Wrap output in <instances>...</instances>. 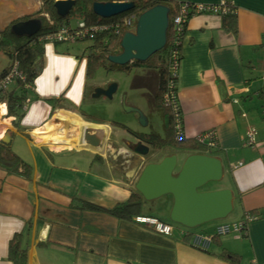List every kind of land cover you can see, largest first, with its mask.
<instances>
[{
	"label": "crops",
	"instance_id": "0c3cea01",
	"mask_svg": "<svg viewBox=\"0 0 264 264\" xmlns=\"http://www.w3.org/2000/svg\"><path fill=\"white\" fill-rule=\"evenodd\" d=\"M177 1L209 6L227 1L236 15V32L224 28L221 13L189 18L181 46L177 101L184 137L195 138L211 129L216 134L214 156L223 161V183L206 190L233 191V211H237L228 221L241 220L251 211L257 218L243 235L218 237L205 251L193 247L179 227L165 235L137 223V216L129 220L83 208V201L107 209L127 201L150 161L130 148L132 142L124 146L110 139L111 131L118 141L123 132L82 116L93 86L82 50L62 46L71 42L46 43L43 70L33 85L26 86L29 102L24 118L17 127L10 117L8 126L12 149L32 169L27 177L0 168V264H14L9 247L17 233L28 249L27 264H264V0ZM42 4V0H1L0 33L19 17L37 14ZM52 100L60 102L55 106ZM58 114H79L85 122L108 127V134L99 131L102 142L96 148L83 147L81 135L67 133L66 137L77 138L73 146L57 149L40 143L34 132L48 129ZM250 129L255 130V142L247 145L244 138ZM116 151L122 154L123 168L113 161L117 155L109 157ZM172 204L171 198L164 210L171 211ZM143 212L168 222L144 207ZM217 223L192 232H211ZM226 251L240 255V262L225 258Z\"/></svg>",
	"mask_w": 264,
	"mask_h": 264
},
{
	"label": "trees",
	"instance_id": "16d2710c",
	"mask_svg": "<svg viewBox=\"0 0 264 264\" xmlns=\"http://www.w3.org/2000/svg\"><path fill=\"white\" fill-rule=\"evenodd\" d=\"M1 1V0H0ZM41 10L34 16H21L17 21L29 20L37 17L41 20L42 26L34 35L31 36H17L12 31L10 26L2 33H0V51L9 59L8 64L0 72V80H2L13 68L14 63H18V71L23 78L15 79V85L8 87L0 92V102H5L8 108V116L14 117L12 124L19 127L20 122L24 118L25 109L24 104L27 97L26 86L33 85L36 78L41 74L44 66V46L42 41L46 35L56 32L63 24L75 25L76 22H84L87 27L102 26L103 30L92 32L87 38L79 40L78 42H89L86 47L87 60L86 76L87 79H92L97 68H103L107 72L119 70L130 72L133 69H146L154 72L156 78V86L152 95L151 102L154 109L161 114L163 118V134L158 132H138L130 127L119 122L111 121L110 125L118 127L126 131L129 135L137 139L139 142L149 146L150 150L147 156L159 153L156 159L150 162H159L164 156L177 152L192 153H206L214 155L215 150L207 148L206 145L200 143L195 138H186L177 134L176 130V110L172 102L165 100L164 96L168 91L171 74L169 69V58L171 46H174V30L173 19L178 15L181 1L177 0H74V6L70 13L61 17L57 14L55 8L56 0H42ZM101 1H132L134 7L122 14L110 18H101L93 11V4ZM193 4L191 2H188ZM166 5L169 7V27L167 30V43L164 48L151 55L145 61L134 60L125 65H119L108 60L109 56L119 55L122 52L121 40L126 32L134 31L138 17L144 11L156 6ZM229 9L233 7L228 4ZM48 14L50 19L45 15ZM134 15L135 18L132 24L128 25L124 21L128 17ZM74 20V22H72ZM188 22V21H187ZM223 26L227 30L233 32L237 31L236 15L233 12L223 14ZM187 30V23L185 31ZM182 40L174 49L181 51ZM182 58V57H180ZM132 88H141L138 82V77H134L132 81ZM177 92V87H176ZM60 100H52L56 106ZM178 103V101H177ZM82 116L91 122L103 123L94 116L88 115L84 112ZM170 150L165 154L161 152ZM0 168L5 169L8 173L17 174L23 173L29 177L32 166L25 162L13 149L11 142L5 143L0 140ZM147 201L136 190L131 192L129 199L123 203L116 204L112 208H104L99 205L83 201L82 207L92 210L106 211L111 215L124 219H133L135 216L144 214L143 207ZM256 214V211L249 212ZM162 220V219H161ZM192 229H188L186 238L191 237ZM216 237L214 241L217 239ZM28 249L22 245V235L17 233L10 241L9 258L14 264H27ZM223 256L231 262H240V255L230 251L224 252Z\"/></svg>",
	"mask_w": 264,
	"mask_h": 264
},
{
	"label": "water",
	"instance_id": "95a60500",
	"mask_svg": "<svg viewBox=\"0 0 264 264\" xmlns=\"http://www.w3.org/2000/svg\"><path fill=\"white\" fill-rule=\"evenodd\" d=\"M74 6V0H56L55 8L59 16H67ZM132 1H101L93 4V11L101 18H110L131 10ZM42 22L39 18L13 21L11 31L17 36H31L39 32ZM169 27V7L156 5L138 17L134 31L124 34L121 40L122 52L109 56L108 60L125 65L134 60L145 61L151 55L165 47ZM117 90L116 83L105 88L97 87L93 98L105 96L111 99ZM124 109L137 112L140 123L148 125L147 116L138 108L129 106L123 99ZM83 147L96 148L101 144L99 131L86 128L83 130ZM11 135L6 133L1 139L8 143ZM135 152L147 155L149 146L139 142ZM224 177V164L220 157L206 153H192L183 161L178 153L164 156L159 162H149L141 171L135 190L146 201H152L165 195L173 199L170 220L188 229L226 219L234 210L235 196L229 188L202 190L210 182L221 181Z\"/></svg>",
	"mask_w": 264,
	"mask_h": 264
},
{
	"label": "rangeland",
	"instance_id": "374dc122",
	"mask_svg": "<svg viewBox=\"0 0 264 264\" xmlns=\"http://www.w3.org/2000/svg\"><path fill=\"white\" fill-rule=\"evenodd\" d=\"M62 46L70 47L72 48V51L74 50L73 47L76 48V51L82 50V55L85 56L87 54L86 47L89 46V42L62 43ZM8 61H9L8 57L0 51V70L7 65ZM135 76L138 77V82L141 87L139 89H133L131 86L133 78ZM89 80H90L89 83L93 86L89 88V95L87 96V101L82 107V111L84 113L94 116L98 120H101L109 124L111 121L119 122L138 132H158L160 134H163L164 132L163 118L161 114H159L154 109L153 104L151 102L152 95L156 86V78L154 72H151L150 70H146V69H133L130 72L119 71V70L107 72L105 69L100 67L97 68V70L95 71L93 78ZM110 83L117 84V90L111 99H108L105 96L93 98L92 92L94 91L95 88L97 87L105 88ZM124 97H125V103L127 105L140 109L147 116L148 118L147 126H143L140 123V117L137 112H128L124 109L123 106ZM74 117L77 119H82L79 114L75 115ZM54 122L58 123L59 120L58 119L55 120V118H52L48 124L50 125V123H54ZM0 124H4L2 119L0 120ZM8 126L6 127V125H3L1 131L4 130L3 127H6L5 128L6 132H8ZM115 129L123 132V135L122 137H120L119 141L116 134L113 131H111L109 134L110 139L112 141L114 142L117 141L116 143L117 145L123 144L124 146H127L126 142H132L129 144V146L130 148L134 149L135 146L139 143L137 139L132 138L123 129L118 127H115ZM67 135H73L76 137L81 135L83 137V129L82 130L77 129L76 127L70 125V127L67 128ZM69 146H73V145H68V147ZM54 148L60 149L61 147L54 146ZM169 151H170L169 149L165 150L161 152V154H165ZM183 154H187V153H182V155ZM110 155L111 156L109 157L110 159H112L114 155H117V151L114 152V154H110ZM121 155L122 154L117 155L115 158L116 160L113 159V161H115L120 168H123L126 165L122 164L123 158ZM158 155L159 153L152 154L150 156L145 155V158L146 160L150 161L156 159ZM182 155L179 154L180 159H182ZM222 183H223V179L218 182H210L206 186H204L202 190L219 187L220 185H222ZM171 198H172L171 195H165L158 199L147 201L145 203L144 210L152 214L162 216L168 222H171L170 211L167 210L165 211L163 208L165 202L169 201V199ZM236 211L237 209H235V211H233L224 220L226 221L230 220L231 217L235 216ZM178 226L182 227V225H178ZM200 227L201 226L196 227L192 230H199Z\"/></svg>",
	"mask_w": 264,
	"mask_h": 264
},
{
	"label": "built area",
	"instance_id": "2783aa9c",
	"mask_svg": "<svg viewBox=\"0 0 264 264\" xmlns=\"http://www.w3.org/2000/svg\"><path fill=\"white\" fill-rule=\"evenodd\" d=\"M227 1H222L218 5H204V4H198L193 3L190 4L188 2L182 3L179 9L178 15L173 19V30L175 33V37L173 40L174 46L178 45L181 40H183L184 34H185V25L189 18L193 15L203 13V12H217L221 14H227L229 12H232L228 7ZM47 19H50L48 14H44ZM135 16L132 15L125 19V23L130 25L132 24ZM136 27V26H135ZM134 27V30H135ZM105 27L102 26H94V27H87L84 22H76L75 25L72 24H63L59 27V29L50 34L46 35L44 38H42V41L45 43H60V42H71L75 43L79 40H83L87 38L89 34H92V32L103 30ZM174 46H171V52H170V58H169V69L171 74V80L169 83L168 91L165 94L164 98L168 102H172L174 105V108L176 110L175 116H176V130L177 134L180 136L184 135L183 127H182V120H181V112L179 109V105L177 103V78H178V71L181 61V51L179 49H174ZM18 63L15 62L13 68L11 71L2 79L0 80V92L4 89L8 88L10 85H12L17 78H23L21 74L19 73L18 69ZM29 102V99L25 100L24 109H26V105ZM0 105L4 106L5 109V116H8V108L7 104L5 102H0ZM10 118V116H8ZM14 119V117H13ZM6 129L1 133L0 140L4 137L6 134ZM35 138V137H34ZM36 139V138H35ZM196 139L198 142L204 144L207 146V148L214 150L217 148V139L216 134L213 129L206 130L204 132L199 133L196 136ZM38 140V139H36ZM60 141V140H59ZM244 142L247 145H252L255 142V130L250 129L248 133L246 134L244 138ZM83 144V142L81 143ZM51 145V144H49ZM60 146L62 143L59 144ZM53 147V145H52ZM120 151V148L118 149ZM120 153V152H119ZM118 154V153H117ZM256 215H252L250 213H247L241 220L238 221H226V220H220L216 224V226L213 228L211 232L207 233H199V232H192L191 231V245L197 249L201 250H209L211 245L214 242V239L216 237H221L224 235L229 234H236V235H243L246 230L249 222L256 219ZM135 221L137 223L148 225L155 229L157 232L165 234V235H172L175 227L181 228V233L185 237V235L188 232V228L180 227L179 224H175L173 222H166L163 221L157 217L154 216H147V215H139L135 217Z\"/></svg>",
	"mask_w": 264,
	"mask_h": 264
},
{
	"label": "bare ground",
	"instance_id": "6f19581e",
	"mask_svg": "<svg viewBox=\"0 0 264 264\" xmlns=\"http://www.w3.org/2000/svg\"><path fill=\"white\" fill-rule=\"evenodd\" d=\"M5 116V109L3 105H0V120H3L4 124H0V135L4 131H1L2 126L6 125V127L9 125L10 118ZM56 119L59 120L61 123H52L51 126L48 127L46 130H37L34 132V137L38 139V141L51 144L53 146H59L61 148H66L68 145H73L76 137L68 138L66 137L67 133V126H74L77 129H85L86 127H90L92 129H95L97 131L103 130L105 133V136L108 134V130L105 126L99 125V124H90L87 121H83L81 119H77L73 116L68 115H60L58 114ZM6 127H3L4 129ZM102 132V131H101ZM82 133V132H81ZM103 134V133H102ZM104 136V135H103ZM62 139V145H59V139Z\"/></svg>",
	"mask_w": 264,
	"mask_h": 264
},
{
	"label": "flooded vegetation",
	"instance_id": "af4514ba",
	"mask_svg": "<svg viewBox=\"0 0 264 264\" xmlns=\"http://www.w3.org/2000/svg\"><path fill=\"white\" fill-rule=\"evenodd\" d=\"M96 89V88H95ZM95 89H94V91H95ZM94 91L92 92V95L94 94Z\"/></svg>",
	"mask_w": 264,
	"mask_h": 264
}]
</instances>
